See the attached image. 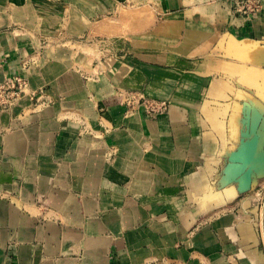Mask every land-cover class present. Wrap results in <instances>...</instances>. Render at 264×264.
Instances as JSON below:
<instances>
[{
	"label": "crops",
	"instance_id": "0c3cea01",
	"mask_svg": "<svg viewBox=\"0 0 264 264\" xmlns=\"http://www.w3.org/2000/svg\"><path fill=\"white\" fill-rule=\"evenodd\" d=\"M131 2L0 0V79L16 74L28 86L0 111V264H216L190 257L219 248L217 235L240 251L223 264H264V182L224 214L199 218L263 171L264 18L253 27L243 24L235 12L239 0H228L218 22L230 25L222 37L201 7L149 16L137 22L149 30L132 36L118 28L125 22L115 16ZM185 2L156 0L143 8L150 15ZM105 10L112 15L104 16ZM89 40L94 48L82 42ZM220 63L225 78L215 74ZM199 73L208 103L197 97L199 79L192 81ZM232 74L242 88L252 86L255 97L243 119L241 106L233 105L223 134L221 116L206 105L216 110L217 102L222 110L226 101L216 99L222 93L216 84ZM128 89L164 99L166 110L127 113L121 94ZM238 96L249 98L241 90ZM203 121L213 127L211 137L226 135L219 152L236 167L227 170L226 164L217 179L223 187L213 198L203 202L194 194L196 206L179 212L164 201L173 195L168 182H185L193 193L207 182L199 172L200 153L216 145L200 143ZM241 139L247 141L241 161H230L238 157ZM243 164L247 183L237 172ZM185 168L197 171L185 175ZM138 215L146 221L140 226ZM168 232L179 233L185 246L167 245ZM166 253L172 260L158 259Z\"/></svg>",
	"mask_w": 264,
	"mask_h": 264
},
{
	"label": "rangeland",
	"instance_id": "374dc122",
	"mask_svg": "<svg viewBox=\"0 0 264 264\" xmlns=\"http://www.w3.org/2000/svg\"><path fill=\"white\" fill-rule=\"evenodd\" d=\"M227 1L228 0H186L185 3H181V5H184V6L179 5V7L175 6L174 8H170V9H162L161 11L158 10L157 12L155 11L154 14L151 13L150 15H148V13L150 11L148 9L143 8V6H146V7L154 6L156 4V0H132V2L128 5L123 4L119 10V14H115V16H117L118 18H120L121 20H123L125 22L118 27V28L122 27V32L124 29H127V31L128 30L130 31L132 36H136L137 34H141L144 32L146 33L147 30H149V28L151 27L150 25L148 26V24L142 25L141 23H137L138 21L140 22L142 20H147V18L149 16H151L153 18L156 17V19H157V18L164 16V15H167V14L177 13L183 9L191 8L193 11H197V8L201 7L204 10L203 11L204 12L203 17L208 18L206 21H211V22L216 23L214 27L216 28V31H217V37H222L225 34V32L227 30H229V26H230L229 24L224 25L222 22L218 24L219 21H222L225 18V15L227 13L226 9H225V5H224V4H226ZM239 2H240V4H239L240 7L235 12L244 17V18H242L243 21H245V23H243V24L251 25L255 22H259V21L261 22L262 21V18H264L263 17L264 10L262 8V1L261 0H239ZM112 13H113L112 11H106L105 10L103 12V15L104 16H111ZM128 23H130L131 25H129ZM257 24H259V23H257ZM246 25H243V26H246ZM251 26L253 27V26H255V24H253ZM251 26H249V27H251ZM246 27H248V26H246ZM252 30H253V28H252ZM101 32H103V30ZM82 42L86 43L88 46L90 45L91 48H94L91 45L92 40H89L88 42L87 41H82ZM89 43H91V44H89ZM219 48H220V56H223L224 47L221 46ZM118 51H121V50H118ZM218 67L220 69L216 70V72H215L216 76L221 77V78H225V76H224L225 73H223L221 71V70H224L223 69V63H220L218 65ZM231 76H232L231 79L226 78V81H228L229 83L228 82L225 83L224 81H221V82H218L216 84L217 86L220 85L218 91L222 92L221 95L215 96L216 99H218L219 97H224V99L226 101L225 106L224 107L221 106L222 110L220 109V106L218 105L217 102H216L217 105H214V106H216V110L214 109L213 105H211V106L206 105V107L208 109L210 108L213 112H217L215 115L216 118H218V117L220 118V116H221V119L223 121L220 122L221 128H222V130H220V131L223 134L227 130V124H228L227 120L229 118V113L231 112L233 105L238 104L241 106V108L239 109V116L241 117V119H243L246 114L249 115V113H250V107L249 106H251V103H252L251 98L255 97L252 86L247 85V86L242 88L241 84L239 83V80L235 79V75L232 74ZM197 78L199 79L198 88L195 87L196 89H198V91L196 90L197 97L198 98H201L202 96L205 97L204 101H206V103H208L207 94H206V91H204L206 88V85H207V83L204 81L205 77L203 74H200V73L194 74L193 78H192L194 85L197 84ZM259 83H263V82H259ZM217 86H216V88H217ZM239 90H241L242 92H245L247 94V96H249V98L239 97L238 96ZM126 91H137V92L143 93L140 90H133V89H128V90H125L124 92H126ZM220 92L218 94H220ZM123 93L121 94V97H122ZM33 99H37V98L33 97ZM121 103L123 104V101H121ZM124 108H125V111L128 113V112H131L135 109H140L141 106H135V108H132L131 110H129L126 106H124ZM164 110H166V108ZM259 123H260V120L258 117L257 127H258ZM203 124H204V126H201V127H204V129H203V131H201V133L204 132L203 133L204 136L202 135L200 137V143L204 144L205 142L206 143L210 142V143H214L216 145V147H214L212 150H203L200 153V169H199V172L206 176L207 182H206V184L205 183L202 184V181H201L200 187L203 185L204 188H200V190H197L194 193L192 192V190H190L187 183H185V182L182 184L171 183V181L168 182L169 184L167 185V191H168V193H171L173 195H171L170 197L167 198V200H164V201L168 202L170 205L176 206V209L179 212L181 210L182 211L184 210L185 212L187 210L190 211L192 208H194L196 206V202L194 201V198H193L194 194L199 196L200 198H202L201 200L204 202V200H208L210 197L216 195L217 192H220L222 187H223L222 184L217 182V179H219L220 176H223L224 167L226 166L227 163H229V160L226 159L219 152V150L221 149V146L224 143H228V139L226 138V135L221 136V133H219L220 135H218L217 132L215 133L216 134L215 138L211 137L210 133H211V127L212 126L210 127L209 123L207 121H203ZM212 129H213V127H212ZM247 129H249V128L248 127L245 128V125H244L243 130L245 131ZM213 132H214V129H213ZM211 140H212V142H211ZM260 149L264 154V142L261 144ZM186 159L191 160L192 158L189 156V154H187ZM262 167H263V171L256 178L254 183L237 190L236 193L232 197H230L229 199H225L223 202L216 204L211 209L201 210L199 213L200 214L199 218L205 220L207 218V216H209V217H211V219H213L219 215H222L225 212H227L228 209L230 208V206L235 201H238L240 197H243L245 195H250L253 192H256V187L259 184L264 182V161L262 163ZM187 169L188 168H185L183 170L185 175L187 173H189L191 170L197 171V169H194V170L193 169L187 170ZM230 183L235 188H237L238 185L234 181L233 178H231ZM225 185H227V184H225ZM189 190H190V192H189ZM158 194H159V192L157 194H154L153 197H156V195H158ZM141 195H142V196H140L141 198L138 200L139 202L143 201V199H144L143 196H145L143 194H141ZM147 197H149V195H147ZM182 197L185 198L183 201L180 200ZM135 212L140 213L138 207H136ZM123 213L125 214L124 215V217H125L127 215V212H123ZM126 218H127V216H126ZM163 219L165 220L166 217H164ZM143 220L144 219L142 218V216L140 217L138 215L135 217L136 224H139V226L143 222H146ZM122 226L123 225H121V227L119 228L120 230H121ZM120 230L116 231L115 237L118 238V239H116L117 244L120 246V248H123L122 242L124 240V236ZM213 232H214V230H213ZM240 233H241V230L239 228H237L236 229V236H238V234H240ZM178 234L179 233L176 234L173 232H168V239H165L164 242H168L167 245H169V246L172 245V246H175L176 248H179V246L184 247L185 246V238L179 237ZM214 234H216V233H214ZM179 238H181L180 241H179ZM217 238L220 239L218 241L219 248L217 247V244H216V250L214 252L209 253L208 250H199L198 252H194L193 255H191L190 259L200 258L204 262V260L212 258V259L216 260V262H217L216 264L220 263L219 261L223 260L224 258L228 259V257L231 259H235V257H237V259H238L240 251L238 249H232V248L229 249V247H225V244H230V243L227 240H225L223 238V236L218 237V235H217ZM232 242L234 243V240H232ZM191 254H192V252H191ZM161 258L172 260V256L167 254V253L163 254V256L160 255L158 259H161ZM187 258H189V257H187ZM171 262L173 263V261H171ZM223 263H224V260H223V262H221V264H223Z\"/></svg>",
	"mask_w": 264,
	"mask_h": 264
},
{
	"label": "built area",
	"instance_id": "2783aa9c",
	"mask_svg": "<svg viewBox=\"0 0 264 264\" xmlns=\"http://www.w3.org/2000/svg\"><path fill=\"white\" fill-rule=\"evenodd\" d=\"M28 90L27 80L20 75H10L0 79V111L9 108L14 100ZM32 94V92H29ZM124 106L129 110L141 106L148 116L164 111L167 103L164 99L144 95L137 91H126L122 95Z\"/></svg>",
	"mask_w": 264,
	"mask_h": 264
},
{
	"label": "bare ground",
	"instance_id": "6f19581e",
	"mask_svg": "<svg viewBox=\"0 0 264 264\" xmlns=\"http://www.w3.org/2000/svg\"><path fill=\"white\" fill-rule=\"evenodd\" d=\"M246 144H247V141H246L245 139H241V140H240V144H239V146L234 150V151L236 152V156H238V157H235L234 160L230 159V161H238V162L241 161L240 158H239L240 155H243L242 152H241V150L244 149V148L246 147ZM230 167H236V166H235L234 164H232V163H229V164L227 165V170H228ZM243 168H244V164L241 165V167H238V168H237V172H240V175H244V178H245L246 183H247V181H248V177H249V175H250V172H249V170H247V169H243ZM225 171H226V169H225Z\"/></svg>",
	"mask_w": 264,
	"mask_h": 264
}]
</instances>
